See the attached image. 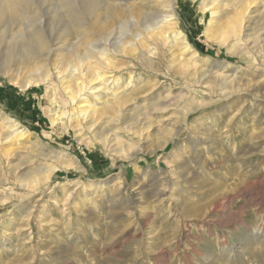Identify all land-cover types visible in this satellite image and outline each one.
Masks as SVG:
<instances>
[{
	"label": "rangeland",
	"instance_id": "1",
	"mask_svg": "<svg viewBox=\"0 0 264 264\" xmlns=\"http://www.w3.org/2000/svg\"><path fill=\"white\" fill-rule=\"evenodd\" d=\"M107 1L84 77L0 74V264H264V0L234 46L230 6L206 37L211 0Z\"/></svg>",
	"mask_w": 264,
	"mask_h": 264
},
{
	"label": "bare ground",
	"instance_id": "2",
	"mask_svg": "<svg viewBox=\"0 0 264 264\" xmlns=\"http://www.w3.org/2000/svg\"><path fill=\"white\" fill-rule=\"evenodd\" d=\"M51 1H57V3L52 4ZM193 1L194 0H191V3ZM253 1L255 0H222L218 3L217 0H211V3H216V5H214V7L212 6L211 18L205 28L206 37H210V35L214 33L213 22L216 20V15L220 11V5L226 8L230 6L233 11L235 10L237 12L239 17L231 24L227 33L233 38V46L237 44L239 42L238 29H240L242 19L245 17L242 8L248 9ZM207 6V4H203L200 7V12L203 15ZM49 10H52V14L58 17L68 16L73 18L74 22L76 21L77 35L75 36L72 29L68 31L66 29L60 31L59 29L56 31L53 27V17H47V11ZM111 11L112 5L107 0H0V74L7 76L11 82H15L21 77L19 81L23 79L20 85L22 88L28 87L30 81L33 83L46 81L51 75V66L54 70H56V68H63L65 72L68 71L72 74L70 78H73V76L84 77L82 76L84 74L81 69L82 65L80 64H82L83 61L94 58L96 55L100 56V58L104 57V52L106 51V49L103 48L95 52L93 47L99 44L100 41L93 43V41L87 37L86 33L90 31V29L88 28L89 22L85 21L88 16L92 17L100 12H105L108 19V17L111 16ZM40 12L43 15H41ZM130 18H132V16H128L127 19ZM127 21L128 20H119L120 29L126 28ZM81 28H83V32H79ZM109 36L110 33H108L105 39L108 40ZM220 40H223L222 35ZM115 45V43L112 44V47H115ZM185 45L191 53L196 55V52L190 48L187 42H185ZM80 46H84L82 56L80 53L76 52V49ZM56 72L58 71L56 70ZM77 79L79 78L77 77ZM91 80L92 79H90V81ZM81 91H83L82 87L79 88L78 92ZM70 99L75 101L71 96ZM121 101L122 99L120 97L118 98L116 95L110 103L106 102V104L108 108L112 110L115 106L120 105ZM87 112L88 111L83 112L82 120H86ZM90 112L93 115L99 114L95 109H90ZM88 123V129H90L94 121L90 120ZM7 124L12 131L13 137L19 135L25 137L31 134L25 128L18 126L12 119H7ZM77 125L79 126V124ZM55 169V167H49L44 179L48 180L49 174L55 171ZM90 187L83 188L84 195Z\"/></svg>",
	"mask_w": 264,
	"mask_h": 264
}]
</instances>
